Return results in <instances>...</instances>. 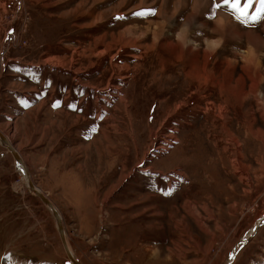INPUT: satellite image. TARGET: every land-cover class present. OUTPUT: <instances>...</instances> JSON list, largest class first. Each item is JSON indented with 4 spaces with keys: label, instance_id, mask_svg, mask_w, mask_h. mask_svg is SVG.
Masks as SVG:
<instances>
[{
    "label": "rangeland",
    "instance_id": "rangeland-1",
    "mask_svg": "<svg viewBox=\"0 0 264 264\" xmlns=\"http://www.w3.org/2000/svg\"><path fill=\"white\" fill-rule=\"evenodd\" d=\"M13 1L0 0V131L74 256L264 264V17L222 0ZM0 264H71L1 145Z\"/></svg>",
    "mask_w": 264,
    "mask_h": 264
},
{
    "label": "water",
    "instance_id": "water-1",
    "mask_svg": "<svg viewBox=\"0 0 264 264\" xmlns=\"http://www.w3.org/2000/svg\"><path fill=\"white\" fill-rule=\"evenodd\" d=\"M0 145L5 148L13 157L15 164L20 169L23 170L26 178H27V187H28V191L30 193L35 194L39 200L41 201V203L46 207V209L50 212L51 216L53 217L56 226H57V230L59 233V237L62 243V246L66 252L67 257L69 258L71 264H82L81 261L77 258V259H73L71 256V252L69 249V244L67 242L66 238V232H65V227L63 224V218L60 214V212L58 211V209L54 206V204L52 203V201L48 198L47 194L45 192H43L40 188H38L35 183L33 182L32 178L30 177V174L28 172V169L26 167V165L24 164V160L22 158V156L20 155V153L17 151V149L15 148V146L12 144V142L9 140V138L2 132L0 131ZM260 222H262V219L260 220ZM251 237V236H249ZM249 238H246L244 240L241 241V243H245L248 241ZM240 243V244H241ZM238 244V245H240Z\"/></svg>",
    "mask_w": 264,
    "mask_h": 264
},
{
    "label": "snow or ice",
    "instance_id": "snow-or-ice-1",
    "mask_svg": "<svg viewBox=\"0 0 264 264\" xmlns=\"http://www.w3.org/2000/svg\"><path fill=\"white\" fill-rule=\"evenodd\" d=\"M241 0H222V5L220 3L217 4V7L225 6L230 8L232 12H234L238 19H242L243 21L247 22L249 18L253 23L258 22L261 17H264V0H259V8L256 10L255 14L249 16L248 9L252 6L251 0L249 3L244 6V8L240 7ZM151 13V10H147ZM145 12L141 11L137 13V15H144Z\"/></svg>",
    "mask_w": 264,
    "mask_h": 264
},
{
    "label": "bare ground",
    "instance_id": "bare-ground-1",
    "mask_svg": "<svg viewBox=\"0 0 264 264\" xmlns=\"http://www.w3.org/2000/svg\"><path fill=\"white\" fill-rule=\"evenodd\" d=\"M61 67V66H60ZM65 67V66H64ZM72 90V89H71ZM69 92V91H68ZM69 97V96H68ZM72 99V98H71ZM70 99V100H71ZM66 100H68V99H66ZM69 100V101H70ZM71 102V101H70ZM75 102H77V101H75ZM69 103V102H68ZM66 105H68L67 103H66ZM58 112H59V110H58ZM87 112V111H86ZM71 113V112H70ZM68 115V114H67ZM73 116V115H72ZM81 119V118H80ZM79 120V119H78ZM68 121V120H67ZM89 121V120H88ZM79 122V121H78ZM69 123V122H68ZM80 123V122H79ZM79 123H78V125H79ZM85 125V124H84ZM89 125V124H88ZM73 126V125H72ZM93 126V125H92ZM89 128V127H88ZM84 131V130H83ZM88 133V132H87ZM100 142V141H99ZM94 151V150H93ZM79 152V151H78ZM101 152H104V151H101ZM77 153V152H76ZM80 153V152H79ZM106 153V152H105ZM113 153H115V152H113ZM118 153V152H117ZM87 154H90V156L92 157V154H91V152H89V153H87ZM98 155H99V157L100 158H97V161L100 163V161L102 160V158L103 157H105L106 155H107V158H109L110 156H111V153L110 154H103V153H98ZM112 155H114V154H112ZM116 155V154H115ZM77 156V157H76ZM75 156V158H77V159H79V157H78V155H76ZM80 156V155H79ZM89 156V157H90ZM205 156V155H204ZM100 159V160H99ZM90 160V159H89ZM77 161V160H76ZM87 161V160H86ZM95 161V163H96V160H94ZM24 162V161H23ZM72 167V166H71ZM79 169V168H78ZM18 170H19V173H20V176H21V180H22V182L25 184V186H26V188L28 189V185H27V178H26V176H25V174H24V172H23V170L22 169H20L19 167H18ZM76 170V169H75ZM82 170V169H81ZM67 171V170H66ZM29 172V171H28ZM30 174V173H29ZM31 177V176H30ZM20 178V177H19ZM69 249H70V252H71V256H72V258L73 259H77L75 256H74V254H73V252H72V249L70 248V246H69ZM149 251V250H148Z\"/></svg>",
    "mask_w": 264,
    "mask_h": 264
},
{
    "label": "crops",
    "instance_id": "crops-1",
    "mask_svg": "<svg viewBox=\"0 0 264 264\" xmlns=\"http://www.w3.org/2000/svg\"><path fill=\"white\" fill-rule=\"evenodd\" d=\"M13 1V0H12ZM14 2V1H13ZM8 7H10V4L8 5Z\"/></svg>",
    "mask_w": 264,
    "mask_h": 264
}]
</instances>
